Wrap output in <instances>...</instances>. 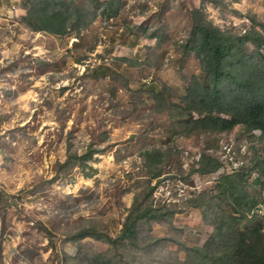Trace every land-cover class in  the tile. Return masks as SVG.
<instances>
[{"label": "rangeland", "instance_id": "374dc122", "mask_svg": "<svg viewBox=\"0 0 264 264\" xmlns=\"http://www.w3.org/2000/svg\"><path fill=\"white\" fill-rule=\"evenodd\" d=\"M51 1L62 34L32 29L30 0H0V264H194L214 235L218 259L254 230L264 248L263 136L195 130L182 99L205 76L194 12L243 40L240 60L262 52L264 0ZM135 203L167 224L140 223L136 248L96 238Z\"/></svg>", "mask_w": 264, "mask_h": 264}, {"label": "trees", "instance_id": "16d2710c", "mask_svg": "<svg viewBox=\"0 0 264 264\" xmlns=\"http://www.w3.org/2000/svg\"><path fill=\"white\" fill-rule=\"evenodd\" d=\"M30 2V21L28 22L31 23L33 30L50 34L65 32L68 15L52 10L54 1L30 0ZM194 15H196V23L191 42L192 48L189 50L193 49L199 56L205 76L204 83L194 82L186 89L187 96L182 99L186 100L190 108L183 116H189L188 121L195 130L225 132L237 125H244L250 130L259 129L264 138V47L262 52L257 51L259 43L255 56L251 54L239 60L238 54L240 55L243 49L238 46L243 40L236 38L234 42L207 21L202 14L194 12ZM187 50L186 45L185 51ZM193 115H197V118L193 119ZM151 154L146 152L144 155L149 160L155 153ZM156 155L159 154L156 152ZM220 164L218 161L209 162L205 170L211 174L222 170L224 174L223 165ZM229 169L232 170V168ZM198 170L201 173L205 172L204 169ZM219 175L221 176V173ZM152 191L153 188H150L147 197L152 194ZM162 216L151 208L140 210L135 203L130 209V215L126 218L119 236L114 241L108 236L96 238L112 243L120 242V246H124L127 241L131 244L130 248H136L139 246L137 235L140 223L146 221L149 224L152 222L167 224L161 220ZM228 224L222 222L218 230L221 231L223 226ZM213 230H215L214 226ZM256 232L258 231L254 230L249 235L245 234L246 236L228 238L225 241L226 248L230 245L232 250L228 252L225 250L218 259L212 255L213 248L220 251L224 243L220 238L221 233L214 235L202 247L194 248V264L209 262H214V264H264V248L256 242ZM247 236L254 239L249 246L245 244ZM162 240L164 241V239H152L149 244L152 246L151 250H155ZM134 241L135 244H133ZM145 249L142 245L140 251Z\"/></svg>", "mask_w": 264, "mask_h": 264}, {"label": "clouds", "instance_id": "9594fccd", "mask_svg": "<svg viewBox=\"0 0 264 264\" xmlns=\"http://www.w3.org/2000/svg\"><path fill=\"white\" fill-rule=\"evenodd\" d=\"M234 7H237V8H242L243 6L242 5H240V4H237V5H234ZM245 23H247V21H245ZM63 83H67V81H63ZM34 98V97H33ZM6 127H11V125H7ZM254 130H257V131H259L260 133H261V131L259 130V129H254ZM261 135H262V133H261ZM223 174V171L221 172V175ZM218 177V174L216 175V177L215 178H213V179H216Z\"/></svg>", "mask_w": 264, "mask_h": 264}]
</instances>
